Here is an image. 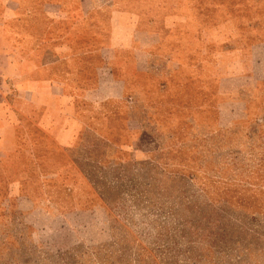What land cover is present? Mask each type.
I'll use <instances>...</instances> for the list:
<instances>
[{
	"label": "rangeland",
	"instance_id": "rangeland-1",
	"mask_svg": "<svg viewBox=\"0 0 264 264\" xmlns=\"http://www.w3.org/2000/svg\"><path fill=\"white\" fill-rule=\"evenodd\" d=\"M0 264H264V0H0Z\"/></svg>",
	"mask_w": 264,
	"mask_h": 264
}]
</instances>
